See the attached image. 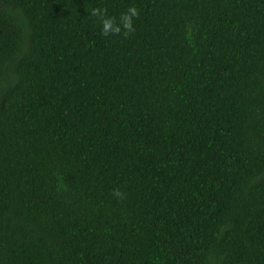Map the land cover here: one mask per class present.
I'll list each match as a JSON object with an SVG mask.
<instances>
[{
	"label": "trees",
	"instance_id": "obj_1",
	"mask_svg": "<svg viewBox=\"0 0 264 264\" xmlns=\"http://www.w3.org/2000/svg\"><path fill=\"white\" fill-rule=\"evenodd\" d=\"M0 264H264V0H0Z\"/></svg>",
	"mask_w": 264,
	"mask_h": 264
},
{
	"label": "clouds",
	"instance_id": "obj_2",
	"mask_svg": "<svg viewBox=\"0 0 264 264\" xmlns=\"http://www.w3.org/2000/svg\"><path fill=\"white\" fill-rule=\"evenodd\" d=\"M91 15L99 19L101 27V35H118L121 31H124V35H127L133 31V18H135L138 13L136 8L129 7L125 13H122L117 23L113 18H107L104 16L102 9H92ZM114 195L117 197L121 196L119 191H115Z\"/></svg>",
	"mask_w": 264,
	"mask_h": 264
}]
</instances>
